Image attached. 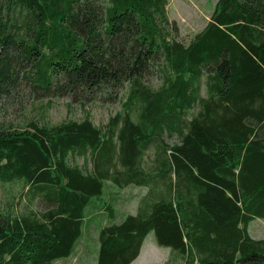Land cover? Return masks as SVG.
<instances>
[{
  "label": "trees",
  "instance_id": "trees-1",
  "mask_svg": "<svg viewBox=\"0 0 264 264\" xmlns=\"http://www.w3.org/2000/svg\"><path fill=\"white\" fill-rule=\"evenodd\" d=\"M166 5L0 0V99L25 88L83 105L127 87L105 129L88 115L0 122V184L20 183L40 202L19 213L0 204V264L69 258L106 181L160 192L120 221L114 203L93 206L107 220L96 225L91 264H130L151 231L183 264H264V237L247 232L264 218V0H216L187 44ZM154 70L156 89L143 80Z\"/></svg>",
  "mask_w": 264,
  "mask_h": 264
},
{
  "label": "rangeland",
  "instance_id": "rangeland-1",
  "mask_svg": "<svg viewBox=\"0 0 264 264\" xmlns=\"http://www.w3.org/2000/svg\"><path fill=\"white\" fill-rule=\"evenodd\" d=\"M215 2L216 0H167V14L177 26V39L187 44L206 24ZM143 80L156 89L162 81L161 72L151 71ZM126 89L127 87L121 90L116 98L109 99L107 93H100L96 99L85 100L84 104L81 105L71 101L69 97L36 98L24 88L18 94L0 99V122L12 123L18 128H23L33 119L53 124L67 119L80 120L88 115L96 126L105 129L109 117L120 110ZM174 140V137L164 139L167 143ZM156 150L155 147L146 150L141 164V169L144 172L151 169L156 157ZM73 162L81 167L84 165V160L81 157H77ZM87 168H91L90 161L87 162ZM113 187V183L106 181L102 195L90 198L85 215L90 217L93 222H84V233L74 253L69 258L58 260L54 264L92 263L97 245L96 225H102L107 220L104 212H97L96 214V211L92 210L94 205L110 203L113 206L114 203L117 212L115 218L118 221L126 212L128 213L127 209L139 207L145 191L144 186L130 184L126 187L117 188L118 193L116 194L118 195H115L111 190ZM112 194L114 195L113 199ZM0 204L3 207L11 204L13 211L17 213L28 208L35 211L40 208L39 200L30 197L25 190L21 189L20 183L0 184ZM91 213H95L96 216H92ZM255 225L260 226L258 231L253 229ZM250 232L256 238H260V235L264 237V218H256L251 221ZM155 240L154 232H149L144 238L140 256L131 264H179L182 261L177 252L168 247L159 246Z\"/></svg>",
  "mask_w": 264,
  "mask_h": 264
},
{
  "label": "crops",
  "instance_id": "crops-1",
  "mask_svg": "<svg viewBox=\"0 0 264 264\" xmlns=\"http://www.w3.org/2000/svg\"><path fill=\"white\" fill-rule=\"evenodd\" d=\"M113 183V182H112ZM113 185H114V187H113V189L111 188V190L114 192V194L115 195H118V194H116V193H118L117 192V188H122V187H119L118 185H115L114 183H113ZM130 185V184H129ZM128 185V186H129ZM144 194H143V196L142 197H144V196H146L147 195V197L150 195V196H157L158 195V193L160 192V187H158L156 190L154 189L153 191H151V189H150V187L149 186H144ZM113 197H114V195L112 194V199H113ZM142 199H144V198H142ZM113 202V201H112ZM140 206V205H139ZM138 210V207L136 208V207H133L132 209H127V211L128 212H130V213H135L136 211ZM254 219H256V218H254ZM254 219H252L251 221H253ZM86 220H87V218H86ZM251 221L248 223V226H247V232H248V234H249V236L251 237V238H253V239H260V238H262L263 236L262 235H260L261 237L260 238H256V236H253L252 234H251V232H250V223H251ZM85 222H87V221H85ZM260 226H257V225H255L254 227H253V229H255L256 231H258V228H259ZM262 233V232H261ZM146 237V236H145ZM144 241V240H143ZM155 243H157L156 242V240H155ZM142 246H143V243H142ZM142 246H141V248H140V252H139V254H138V256L131 262V263H133V262H135L137 259H138V257L140 256V253H141V249H142ZM130 263V264H131ZM179 264H183V262L181 261Z\"/></svg>",
  "mask_w": 264,
  "mask_h": 264
}]
</instances>
